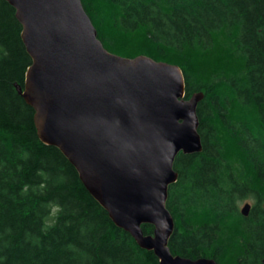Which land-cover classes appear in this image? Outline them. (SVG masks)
I'll return each instance as SVG.
<instances>
[{"label":"trees","instance_id":"16d2710c","mask_svg":"<svg viewBox=\"0 0 264 264\" xmlns=\"http://www.w3.org/2000/svg\"><path fill=\"white\" fill-rule=\"evenodd\" d=\"M82 3L108 51L179 65L187 97L204 93L203 149L174 162L172 253L264 264V0ZM22 31L16 9L0 0V264H159L66 155L40 139L35 110L16 87L32 64Z\"/></svg>","mask_w":264,"mask_h":264},{"label":"water","instance_id":"95a60500","mask_svg":"<svg viewBox=\"0 0 264 264\" xmlns=\"http://www.w3.org/2000/svg\"><path fill=\"white\" fill-rule=\"evenodd\" d=\"M32 58L20 94L40 139L57 146L115 224L153 250L159 264H218L174 255L167 207L180 152L203 149L197 107L179 65L108 51L82 0H6ZM246 203L241 209L248 215ZM153 225L146 234L143 225Z\"/></svg>","mask_w":264,"mask_h":264},{"label":"rangeland","instance_id":"374dc122","mask_svg":"<svg viewBox=\"0 0 264 264\" xmlns=\"http://www.w3.org/2000/svg\"><path fill=\"white\" fill-rule=\"evenodd\" d=\"M246 203H250V204H252V203H253V200H251V199L248 200V199H247V200L241 202V203H240V209H242V208L245 206Z\"/></svg>","mask_w":264,"mask_h":264}]
</instances>
